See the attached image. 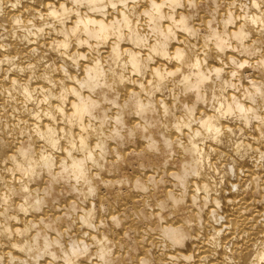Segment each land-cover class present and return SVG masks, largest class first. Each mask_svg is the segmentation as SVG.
Here are the masks:
<instances>
[{
	"label": "bare ground",
	"instance_id": "obj_1",
	"mask_svg": "<svg viewBox=\"0 0 264 264\" xmlns=\"http://www.w3.org/2000/svg\"><path fill=\"white\" fill-rule=\"evenodd\" d=\"M0 264H264V0H0Z\"/></svg>",
	"mask_w": 264,
	"mask_h": 264
}]
</instances>
